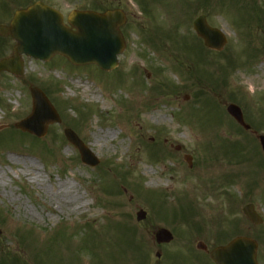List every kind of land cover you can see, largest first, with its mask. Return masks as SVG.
Segmentation results:
<instances>
[{
    "label": "rangeland",
    "instance_id": "rangeland-1",
    "mask_svg": "<svg viewBox=\"0 0 264 264\" xmlns=\"http://www.w3.org/2000/svg\"><path fill=\"white\" fill-rule=\"evenodd\" d=\"M37 1L64 20L120 9L125 46L111 71L22 55L23 74L0 72V264H212L193 255L196 242L211 249L236 236L254 239L264 264V0H0V24ZM200 14L222 30L221 51L196 36ZM14 45L0 36V58ZM29 86L59 113L40 138L14 127L30 113ZM64 128L99 158L95 167ZM249 203L262 224L244 216ZM161 227L173 240L156 245Z\"/></svg>",
    "mask_w": 264,
    "mask_h": 264
},
{
    "label": "water",
    "instance_id": "water-1",
    "mask_svg": "<svg viewBox=\"0 0 264 264\" xmlns=\"http://www.w3.org/2000/svg\"><path fill=\"white\" fill-rule=\"evenodd\" d=\"M124 15L119 10L104 13L72 12L68 17L71 27L65 26L62 16L54 9L42 4H35L26 11L17 12L9 27L0 26V34H10L17 42L12 56L0 60V70H7L15 74L22 73V53L47 60L55 53L62 54L72 64L94 63L101 69L110 70L117 65V55L124 47L123 37L119 26L124 22ZM193 29L203 39L204 45L210 49L220 51L226 39L218 28L211 27L204 15L193 21ZM33 99L32 113L16 124L22 130L41 137L45 134L48 123L59 122V117L41 90L30 88ZM227 112L245 129L241 110L235 104L227 106ZM64 135L79 151L83 163L95 166L97 158L83 144L71 129H65ZM264 150V136H259ZM189 166L191 158L185 156ZM243 213L254 224L261 219L255 213L253 206H244ZM137 220L145 217V212H137ZM158 243L171 240V233L160 228L155 233ZM200 248L201 242L197 244ZM257 244L247 237H237L226 246L214 248L210 255L217 264H257Z\"/></svg>",
    "mask_w": 264,
    "mask_h": 264
},
{
    "label": "bare ground",
    "instance_id": "bare-ground-1",
    "mask_svg": "<svg viewBox=\"0 0 264 264\" xmlns=\"http://www.w3.org/2000/svg\"><path fill=\"white\" fill-rule=\"evenodd\" d=\"M85 89L89 90V87L86 86ZM91 94H93V93H91ZM22 111L25 112V113H27V112H28V109L24 108V109H22ZM110 133H111V132H107V133L103 134L102 137H103V138H107V137H109ZM42 182H43V181L39 179V184H42ZM59 190H60L59 188H58V190H52V193H51V197H52V199L56 200V197L59 198V199L57 200V202H59V200H60V194H62V193L59 192ZM61 199H62V198H61Z\"/></svg>",
    "mask_w": 264,
    "mask_h": 264
},
{
    "label": "flooded vegetation",
    "instance_id": "flooded-vegetation-1",
    "mask_svg": "<svg viewBox=\"0 0 264 264\" xmlns=\"http://www.w3.org/2000/svg\"><path fill=\"white\" fill-rule=\"evenodd\" d=\"M189 250H191V249H189ZM199 252H202V253L193 254V255H194L195 257H199V256H203V257H205V258L209 257V256H208V255H209L208 247H207V248L205 247L203 250H199ZM189 256L195 258V257L192 256V255H189ZM195 259H196V258H195Z\"/></svg>",
    "mask_w": 264,
    "mask_h": 264
}]
</instances>
